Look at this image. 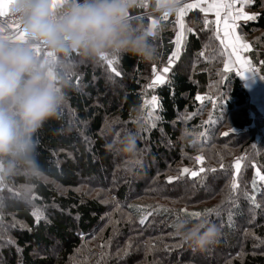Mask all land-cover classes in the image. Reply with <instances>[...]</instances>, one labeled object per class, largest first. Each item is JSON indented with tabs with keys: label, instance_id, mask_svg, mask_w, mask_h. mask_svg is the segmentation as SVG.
Segmentation results:
<instances>
[{
	"label": "trees",
	"instance_id": "16d2710c",
	"mask_svg": "<svg viewBox=\"0 0 264 264\" xmlns=\"http://www.w3.org/2000/svg\"><path fill=\"white\" fill-rule=\"evenodd\" d=\"M252 2L256 19L241 28L260 32L263 42L264 0ZM200 16L187 15L194 17L193 31L186 33L166 82L147 87V95L158 98L153 114L161 119L154 128L144 119L141 88L151 84V65L167 64L173 52L165 22L151 35L153 62L116 55L111 67L119 76L102 59L76 68L58 115L35 135L42 178L30 182L21 175L0 188V264H264L261 121L252 117L239 77L223 70V48ZM138 17L143 19L134 21L147 27L146 15ZM259 53L264 62V49ZM129 131L137 133L136 149L120 150L115 161L112 140ZM104 167L102 181H91ZM181 167L190 172L182 174ZM125 173L140 180L132 191ZM24 187L30 188V204L18 199ZM91 187L103 192L94 195ZM109 193L113 201L101 197ZM33 207L42 212L39 222ZM205 209H217L201 218L216 224L219 235L197 250L175 225L197 221L186 213Z\"/></svg>",
	"mask_w": 264,
	"mask_h": 264
},
{
	"label": "clouds",
	"instance_id": "9594fccd",
	"mask_svg": "<svg viewBox=\"0 0 264 264\" xmlns=\"http://www.w3.org/2000/svg\"><path fill=\"white\" fill-rule=\"evenodd\" d=\"M145 5L149 14L172 15L180 0H12L11 14L24 39L0 31V188L21 175L30 182L42 178L35 135L58 115L80 64L116 55L145 63L156 59L149 28L130 15ZM37 49L50 55L39 56ZM136 142L137 133L129 131L118 144L132 153ZM29 196L30 188L24 187L18 199L28 201ZM175 228L197 250L219 235L218 226L204 218L181 220Z\"/></svg>",
	"mask_w": 264,
	"mask_h": 264
},
{
	"label": "rangeland",
	"instance_id": "374dc122",
	"mask_svg": "<svg viewBox=\"0 0 264 264\" xmlns=\"http://www.w3.org/2000/svg\"><path fill=\"white\" fill-rule=\"evenodd\" d=\"M187 3H193V4H200L201 8H207V5L208 4H212V3H217V4H222V5H227V3L225 2V0H186ZM252 0L250 3H242V0H239V3H238V7L235 9V10H230L226 7L224 8H221L220 10V15L217 16L216 15V12L215 11H201L200 8H193L191 10H188L184 16L182 17V20H183V23L185 25V30L187 29H192V25H191V21L194 17L190 18V20H188L187 18V15L191 12V11H194L196 13H200V17L199 19H201V24H204V19L206 18L209 22H212V21H215V23H210L211 26L214 27V33L215 35L218 34L217 32V29L218 27H220V25L223 23L224 25L227 24L228 25V31H230L233 35H232V39H233V42L234 44L236 45L235 47V51L236 53L238 54L240 60L242 58V61H247L248 64L246 65V67H250L251 64H254L256 66H258L259 68L262 69L263 67V60L262 58L260 57V53L259 51L260 50H263L264 49V41H259V35L261 34L260 32H250V33H245L243 32L242 28H241V25L242 24H245L247 22H250L252 20H248V21H245L244 19H239L237 21H235V24H233V22L230 20V19H226L225 18V13L226 12H231L233 15H235L238 11H242L243 13H245L246 15H255V11H253L250 6L252 4ZM262 7H264V4L262 5ZM148 21H147V27L149 28L152 24V21L153 20H156L157 21V26L155 28V33L157 31V29L159 28V25L161 24V22H165V24L167 25L168 27V30L171 31V42L173 44V51L176 49V45L174 43L175 39H176V35L177 33L180 31V28L179 26L176 24V20H177V16H173V17H170L169 15L167 16L166 19H163L161 20L160 18L162 17V15H155V14H149L146 13L145 14ZM140 16V15H138ZM138 16H134V18L138 17ZM197 20V18H195ZM209 25V26H210ZM7 31L11 34H13V31L11 29H8V28H5L3 26L0 25V31ZM18 36V35H16ZM14 36V37H16ZM235 37H240L241 39L239 41H235ZM217 38H218V41L219 43L221 44L220 42V39H219V36L217 35ZM248 45L249 47L247 49H244L242 48L241 46L242 45ZM222 46V45H221ZM111 59V58H109ZM169 60V58H168ZM167 60V61H168ZM174 61L173 60V63L174 64ZM225 61V60H224ZM224 61H223V64H224ZM169 63H165V62H159L157 61L156 64H153L151 65V68L149 70V74L151 76V71L153 70V67L155 66L156 68V73H158L162 68L164 67H167ZM152 77V76H151ZM257 77L253 76L250 72H248V75H247V78H244L243 80H241L242 82V85L245 89V91L247 92L248 94V100H249V104L252 108V112H251V115L252 117H255V119L257 118H260V121H261V131L264 133V81H257L256 80ZM108 90V93L111 94L112 92V87L109 86L107 88ZM142 92H143V109L146 111V115L149 111H154V109H156V106L153 107L152 103H151V98H152V95H147V86L144 85L142 88H141ZM147 102V103H146ZM227 130H225L226 132ZM257 138V136H256ZM117 145H118V140H112V155H113V158L114 160L116 161H119V158H120V149L117 148ZM144 150H142L143 152ZM199 155V154H198ZM200 163V162H199ZM143 165V164H141ZM139 166V168H144L143 166ZM145 166V164H144ZM147 167V166H146ZM185 167H181V169L183 170ZM106 171V168L104 167L102 169V172H99L98 176H96L95 178H90L91 181L95 182V181H98V182H101L102 181V176L103 174H105ZM236 171H237V168H236ZM127 178L129 182V185L131 188L129 191H132L135 184H137V182H139V178L136 176V174H130V175H127V173H125V176ZM95 187H91L90 190L92 192H94L95 194L94 195H97L99 194L100 192L102 193L103 190L101 188H98V189H94ZM32 195L29 196V199L31 200V197ZM106 196H109L110 199L112 198V194L109 193V194H106L104 196L101 195V197H106ZM112 200V199H111ZM113 201V200H112ZM29 202V201H28ZM30 204V202H29ZM31 207H32V203H31ZM33 212H39L41 213L42 215V212L40 210H38L37 208L33 207Z\"/></svg>",
	"mask_w": 264,
	"mask_h": 264
},
{
	"label": "snow or ice",
	"instance_id": "6c2138e0",
	"mask_svg": "<svg viewBox=\"0 0 264 264\" xmlns=\"http://www.w3.org/2000/svg\"><path fill=\"white\" fill-rule=\"evenodd\" d=\"M2 2H3V0H0V3H2ZM54 2H55V0H54ZM250 2H251V0H242V3H250ZM224 7L228 8V9H231L232 5L231 4L222 5V4L212 3V4H208L207 8H201L200 4H198V3L197 4L188 3L184 7H179V9L177 11L176 24L179 26L180 31L177 33L176 39L174 41V43L176 45V49L171 53V56L169 57L168 63L170 65L173 63L174 59H179L180 49H181V46H182V41L186 37V33H190V32L193 31L190 28L185 30V25H184L183 20H182V17L184 16V14L188 10H191L193 8H200V10L202 12L203 11H215L216 15L219 16L221 8H224ZM2 14L3 13L0 12V15H2ZM167 16H168V14H163L160 19L161 20L166 19ZM225 18L226 19H230L233 22V24H235V21H237L239 19H244L245 21H248V20L256 19V16L255 15H246L242 11H238L235 15H233L231 12H226L225 13ZM134 19L142 20L143 18L142 17H136ZM210 23H215V21L209 22L206 18L204 19V24H205L206 27L209 26ZM156 26H157V21L153 20L151 26L149 27V32L153 36L155 35V31L154 30H155ZM224 28H225L224 38L221 40V43L225 45V49L233 48V50H235L236 45L234 44L233 39H232V35L233 34L230 31L227 30L228 29V25L227 24L224 25ZM15 39L23 40L24 39L23 33L21 32L18 36L15 37ZM240 39H241L240 37H235V41H239ZM241 47L244 48V49H247L249 46L245 44V45H242ZM47 55H50V54L49 53H45L44 54V56H47ZM201 55H203V53H201ZM101 59L102 60H107V63H108V65L110 67L114 63H118V59L115 56H113L111 59H108L107 56L106 57H102ZM237 61L240 63L241 68L244 69L243 72L238 69L237 70V75L243 76V74L245 72L254 71V69H252L251 67H246V65L248 64L247 61H241L239 57H237ZM225 70L227 71V70H230V69H228L226 67ZM111 71L113 73H115L116 76L120 75V73L116 70L115 67H111ZM163 71L164 72H168L169 69L166 67V68L163 69ZM153 73L156 76V79L151 84H149L147 87H155L156 83H165V79L162 76H160L159 74L156 73L155 66L153 67ZM261 78L264 79V76H262ZM77 83H78V81H77ZM196 99L200 100L201 97L197 96ZM151 103H152L153 107H155L157 105V101H156V97L155 96H153L151 98ZM144 119H145V122L147 124H149L151 128H154V127H156V124H155L154 121L159 120L161 118L159 116H155L152 111H149L147 113V116L144 117ZM230 131H232V129H230ZM228 134L229 133H224V135H228ZM195 159L198 162H202L203 161V157L202 156H197ZM135 163H139V161H135ZM204 171H205L204 168L200 169V172H204ZM209 171L215 172L216 169H209ZM189 172H190V170L188 168H184L182 170V174L183 173H189ZM190 175L195 177V176L198 175V173L193 171V172L190 173ZM257 175H259V173H257ZM172 179L173 178L170 177L169 178V182H171ZM260 179L264 180V176H260ZM232 188L233 189L237 188V184L235 183V181L232 184ZM29 202H31V200H29ZM253 203H255L254 198H253ZM2 207H3V205H0V208H2ZM257 207H259V205H257ZM216 211H217V209H205L203 212H191V213H186V215H188L189 217H191L193 219L200 220V218L202 216H207V215L211 214L212 212H216ZM33 214H34V216H36L37 222H39V220L42 218L41 213L34 212ZM141 222H143V220H141ZM229 226H231V216L229 217Z\"/></svg>",
	"mask_w": 264,
	"mask_h": 264
},
{
	"label": "built area",
	"instance_id": "2783aa9c",
	"mask_svg": "<svg viewBox=\"0 0 264 264\" xmlns=\"http://www.w3.org/2000/svg\"><path fill=\"white\" fill-rule=\"evenodd\" d=\"M57 2H62V0H57ZM225 2L227 4H231L232 7L230 10H235L238 7V3L239 0H225ZM9 4L8 0H3L2 3H0V12H2L3 14L0 15V24L3 26H7L9 29H11L13 31V35H19L21 32L19 31V24L15 21L14 17H12L11 14V7L6 6ZM185 4V0H180V7H184ZM138 10V13L135 15H140V14H146L149 12L148 7L145 5L144 7H139V8H135ZM173 16H177V12L175 14H172ZM46 52L42 51L40 49H37V55L39 56H44ZM250 67L252 69H254V71H250V73L257 77V81H264V79H262L261 77L264 76V69L259 68L258 66L251 64ZM153 70L151 71V76H153ZM260 79V80H258ZM155 96L156 100L158 99L157 96L155 94L152 95V97Z\"/></svg>",
	"mask_w": 264,
	"mask_h": 264
},
{
	"label": "crops",
	"instance_id": "0c3cea01",
	"mask_svg": "<svg viewBox=\"0 0 264 264\" xmlns=\"http://www.w3.org/2000/svg\"><path fill=\"white\" fill-rule=\"evenodd\" d=\"M9 1V4L6 5V6H11V3H12V0H8ZM187 1L185 0V4L184 6L186 5ZM254 20V19H253ZM224 31H225V28H224V24L222 23L220 25V27H218L217 29V32H218V36H219V39H220V42L221 40L224 38ZM222 48H223V51H224V55H225V61H224V64H223V70L226 71V67L230 70H227V71H233L234 74H236L237 77H239L240 80H243L244 78H247V75H248V72H245L243 74V76L241 75H237V70L239 69L240 71H244L243 68H241L240 66V63L237 61V57L238 54L236 53L235 50H233V48H228V49H225V45L222 44ZM241 61H242V58H241Z\"/></svg>",
	"mask_w": 264,
	"mask_h": 264
},
{
	"label": "water",
	"instance_id": "95a60500",
	"mask_svg": "<svg viewBox=\"0 0 264 264\" xmlns=\"http://www.w3.org/2000/svg\"><path fill=\"white\" fill-rule=\"evenodd\" d=\"M1 25V24H0ZM1 26H3V25H1ZM3 27H5V28H8L7 26H3ZM9 29V28H8ZM172 65L173 64H168V66H167V68L169 69V71H170V68L172 67ZM164 68H166V67H164ZM164 68H162L157 74H159L160 76H162L164 79H165V82H166V79H167V77H166V75L168 74V72H164L163 71V69ZM156 79V76L154 75V76H152L151 77V80H150V83H152L154 80ZM162 84H164V83H156V85H158V86H160V85H162ZM257 139V138H256Z\"/></svg>",
	"mask_w": 264,
	"mask_h": 264
}]
</instances>
